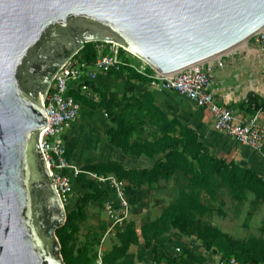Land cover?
<instances>
[{
    "label": "water",
    "instance_id": "1",
    "mask_svg": "<svg viewBox=\"0 0 264 264\" xmlns=\"http://www.w3.org/2000/svg\"><path fill=\"white\" fill-rule=\"evenodd\" d=\"M262 30L264 0H0V264H65L41 100L86 45H117L171 76Z\"/></svg>",
    "mask_w": 264,
    "mask_h": 264
},
{
    "label": "trees",
    "instance_id": "2",
    "mask_svg": "<svg viewBox=\"0 0 264 264\" xmlns=\"http://www.w3.org/2000/svg\"><path fill=\"white\" fill-rule=\"evenodd\" d=\"M78 56L85 64L94 65L98 57L96 44L86 45ZM111 74L128 82L144 84H152L155 76L151 68L141 74L129 66H123ZM92 87L93 84H90L89 93ZM89 93L75 90L71 92V96L89 109L106 111L114 125L107 132L111 145L128 156L145 157L154 163L151 168L128 169L118 162H109L86 166L85 171L98 176L113 175L119 181L127 182L137 189L173 178L181 186L177 200L168 206L157 221L139 231L129 227L120 233V246L116 247L102 264H115L126 257L132 246L141 243L146 244L152 251L153 262L156 264L183 263L179 259L160 255L158 250L153 248V242L171 230L196 236L207 250L220 252L222 261L235 258L240 264H264V240L250 243L235 240L212 225L202 224L200 220L206 213L202 198L216 202L222 190H226L239 204L246 202L247 193L251 192L257 201L264 205V180L257 173L213 156L201 143L198 133L179 119L170 118L156 104L150 92L140 96L101 95L99 103L90 98ZM245 105L250 113L255 114L264 103H260L256 96L250 95ZM152 129L154 131L149 132V139L138 137L140 133ZM185 180L188 181L187 184L183 182ZM88 189L89 192L77 201L75 210L67 214L66 224L57 231L65 264H77L75 236L79 225L88 219L89 204L109 196L106 190L96 184Z\"/></svg>",
    "mask_w": 264,
    "mask_h": 264
},
{
    "label": "rangeland",
    "instance_id": "3",
    "mask_svg": "<svg viewBox=\"0 0 264 264\" xmlns=\"http://www.w3.org/2000/svg\"><path fill=\"white\" fill-rule=\"evenodd\" d=\"M257 43L258 39L254 36L235 50L245 46L253 47V44ZM94 44H96L98 50L104 48L106 53H109L112 49L111 45L105 43ZM127 55L128 58H126ZM120 57L128 64L137 67L144 64L122 49L120 50ZM244 64L247 65V63ZM247 67L253 69V56ZM251 75L253 76L252 71ZM119 85L118 82V87ZM92 90L94 92L89 93L88 96L98 103L101 100V95L115 94L120 97L123 96L116 93H105V89L102 87H94ZM100 111L103 112L105 118H108L105 110L100 109ZM86 112H90V110ZM81 122L82 126L73 127L63 138L67 148H69L72 159L71 165L80 171L74 183L73 201L65 203V209L67 214L73 212L77 201L83 194L89 192L88 187L91 185L96 184L99 188L108 192L109 196L107 198L89 204L87 208L88 219L85 223L79 225V231L75 236L77 264H97L100 260L103 262L116 247L120 246L118 240L120 233L129 227L139 231L141 228L157 221L168 206L177 200L181 186L175 178L169 181L147 184L140 189L127 182L119 181L113 175L100 176L105 177L106 180L99 181L94 177V174L85 171L86 166L118 162L128 169H142L152 167L154 161L131 157L114 147L112 148L109 140L108 142L104 141L106 137L104 129H100L101 134H97L95 124L86 123L82 120ZM149 132L153 131L143 132L138 137L149 139ZM110 178H114L121 183L120 186H115L114 180ZM183 182L188 183L186 180ZM122 197L128 202L127 218L125 226L118 228L114 227L108 220L104 212V206L106 201H113L118 206ZM202 205L206 210L205 216L200 219L202 224L212 225L220 232L245 243L264 240V205L257 201L253 193L248 192L246 202L239 204L232 199L226 190H222L218 201L213 202L203 197ZM153 248L158 250L160 255L176 258L184 263L193 262L202 254L214 258L218 257L221 260L220 252L207 250L196 236H189L178 230H171L155 240ZM153 257L154 254L148 249L147 245L141 243L132 246L126 257L115 264H150Z\"/></svg>",
    "mask_w": 264,
    "mask_h": 264
},
{
    "label": "built area",
    "instance_id": "4",
    "mask_svg": "<svg viewBox=\"0 0 264 264\" xmlns=\"http://www.w3.org/2000/svg\"><path fill=\"white\" fill-rule=\"evenodd\" d=\"M256 38L258 43L264 47V30L257 34ZM111 46L112 49L109 53H105L104 50H98L97 60L91 66L82 62L78 54L56 76L48 89L46 98L41 100L47 117V125L41 133L40 149L64 207L65 203L73 201L74 183L76 177L80 174V171L69 162L68 148L63 140L65 134L72 130L79 120L82 110V105L71 96V92L80 90L82 93L87 94L90 91V84H94L99 75H112V71H119L123 66L132 67L141 74H145L149 68L147 64H141L139 67L128 64L120 57V50L122 49L128 54L130 52L117 45ZM128 57L127 55L126 58ZM152 86L159 92L173 91L178 96L194 103L199 109L207 110L214 118L216 131L226 134L239 144L254 151H264V130L259 126L257 118L245 123H239L236 121L231 109L217 104L212 91V68L206 63L188 68L171 76L156 75ZM94 177L101 182L106 180L105 177L98 175ZM110 179L114 180L115 186H120L121 183L117 180L114 178ZM127 210L128 202L124 197L120 198L118 206L113 201H106L104 206V212L108 220L114 227L118 228L125 226ZM97 264H102V260ZM150 264L156 263L152 261ZM217 264L240 263L235 258H232L228 261L220 260Z\"/></svg>",
    "mask_w": 264,
    "mask_h": 264
},
{
    "label": "crops",
    "instance_id": "5",
    "mask_svg": "<svg viewBox=\"0 0 264 264\" xmlns=\"http://www.w3.org/2000/svg\"><path fill=\"white\" fill-rule=\"evenodd\" d=\"M102 50H104V48ZM252 56L253 69H250L247 66L252 60ZM244 63H247V65ZM206 65L212 68V91L217 104L231 109L236 121L239 123H245L253 118H257L259 126L264 130V106L255 114H252L245 105L250 95L256 96L259 98L260 103H264V47L259 43L253 44V47H241L239 50H233L215 60L207 62ZM251 71L253 72V76L251 75ZM118 82L120 83L119 87ZM94 87H102L105 89L104 92L109 94H132L140 96L145 92L152 93L156 104L163 109L170 118L179 119L183 124L188 125L198 133L201 143L210 150L213 156L219 159H225L228 162H234L243 168L250 169L264 180V151H254L249 147L239 144L226 134L216 131L214 127V118L207 110L199 109L194 103L178 96L175 92H159L154 89L152 84H144L136 81L128 82L115 75H99L92 89ZM91 92L94 91L92 90ZM87 110L92 112H86ZM81 120L86 121V123L91 122L95 124L97 134H101L100 129H104L106 135L104 141L108 142L109 138L107 132L113 128L114 125L109 118H105L100 109L94 111L82 105L80 118L74 125V128L77 127V125L82 126ZM152 131L154 130L152 129ZM109 144L111 145L110 141ZM111 147L113 148L114 146L111 145ZM116 149L119 150L118 148ZM68 158L71 163L72 159L69 148ZM143 158L147 159L145 157ZM219 261L218 257L214 258L202 254L193 262L183 263L217 264Z\"/></svg>",
    "mask_w": 264,
    "mask_h": 264
},
{
    "label": "bare ground",
    "instance_id": "6",
    "mask_svg": "<svg viewBox=\"0 0 264 264\" xmlns=\"http://www.w3.org/2000/svg\"><path fill=\"white\" fill-rule=\"evenodd\" d=\"M263 31V30H262ZM262 31H260L259 33H261ZM258 33V34H259ZM138 58V57H137ZM141 62H143L144 64H146L143 60H141L140 58H138Z\"/></svg>",
    "mask_w": 264,
    "mask_h": 264
}]
</instances>
